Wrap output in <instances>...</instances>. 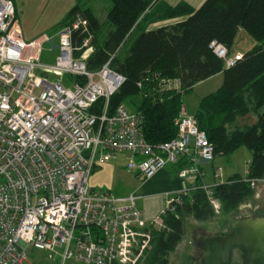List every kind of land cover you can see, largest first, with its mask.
Instances as JSON below:
<instances>
[{"label":"built area","instance_id":"built-area-1","mask_svg":"<svg viewBox=\"0 0 264 264\" xmlns=\"http://www.w3.org/2000/svg\"><path fill=\"white\" fill-rule=\"evenodd\" d=\"M86 23L77 14L60 28L58 54L48 62L44 44L54 37L26 41L14 2L0 0V264H34L26 263L29 245L59 264H139L152 229L166 228L163 216L191 191L204 189L216 212L220 208L215 185L203 182V164L214 160L216 148L197 118L183 107L177 135L149 143L143 113L125 103L110 107L127 80L111 67L115 54L90 70L91 38L74 45V31ZM210 46L227 67L243 56H229L217 41ZM164 83V89L182 91L177 79ZM100 99L103 105L93 111ZM122 153L141 180L184 159L178 174L190 185L169 193L165 207L147 219L137 194L117 195L90 184L97 166ZM218 170L216 178L222 175Z\"/></svg>","mask_w":264,"mask_h":264},{"label":"trees","instance_id":"trees-1","mask_svg":"<svg viewBox=\"0 0 264 264\" xmlns=\"http://www.w3.org/2000/svg\"><path fill=\"white\" fill-rule=\"evenodd\" d=\"M157 1L111 0L106 18L110 30L103 41L99 33L104 24L91 6L75 5L62 26L74 21L77 14L86 20L85 26L74 31L73 43L82 46L85 39L91 38L94 50L87 59L90 70L101 68L115 54L111 67L127 80L112 95L110 107L130 102V109L143 113L144 135L152 144L177 135L176 119L186 92L209 78L222 76L220 87L201 98L194 115L199 128L215 145V156H225L242 146L251 152L247 176L233 175L212 189L222 212L229 213L254 195L250 180L264 179V0H205L200 6L181 1L167 6L158 19H176L175 22L141 31L121 56V49L142 16ZM240 32H247L255 44L227 67L226 59L210 45L217 41L233 56ZM69 78L80 80L79 76ZM172 79L180 81L182 91L163 88L164 81ZM103 102L100 99L92 110H99ZM250 113L256 115V120L240 124V118ZM183 161L178 167L185 165ZM216 214L204 189L191 191L175 212L163 216L166 228L152 229L151 246L139 264H169L170 254L186 237V217L208 221Z\"/></svg>","mask_w":264,"mask_h":264},{"label":"rangeland","instance_id":"rangeland-1","mask_svg":"<svg viewBox=\"0 0 264 264\" xmlns=\"http://www.w3.org/2000/svg\"><path fill=\"white\" fill-rule=\"evenodd\" d=\"M181 1L189 2L194 6H200L205 0H158L157 4L142 16L139 26L129 38L126 45L121 49L120 55L124 56L127 53L129 47L141 31L156 29L160 26L175 22V20L167 18L158 19V16L163 11L162 9H165L167 6L176 5ZM13 2L26 41L35 40L36 38L44 36L55 37L62 26V21L78 2H81L80 4L84 7L91 6L95 10L101 23L104 24L99 33L100 41H103L107 37L110 30V24L107 22L106 18L108 11L112 6L111 0H13ZM244 34L245 37L244 35L241 36V34L238 35L233 45L234 51H240L235 54H245L251 50L254 45L251 36L247 34V32H244ZM57 50L58 39L55 37L51 42L44 44V51H46L43 54V56L45 55L44 58H46V56H49L50 58L57 56ZM221 80L222 76L211 82L198 86L195 89L189 90L183 95L184 105L187 106L188 114L194 115L191 113L197 111L200 97L206 92L216 90L218 86L221 85V83L217 84L219 81L221 82ZM126 104L129 108L131 107L130 102H127ZM180 110L182 112L183 107H181ZM255 119L256 115L250 113L243 118H240V124H245L247 122L250 123ZM250 160V150L247 147L242 146L230 154L218 156L216 161L223 164L225 173L227 174L224 178H227V176L233 174V172L247 176ZM126 163L127 161L123 158L106 163L99 172H94L91 175L90 182L95 186H99L100 184L94 182H97L101 178L102 183L106 184L105 187L111 188L115 194H126L129 190V186L133 183L134 178L133 173H131L132 171L126 168ZM222 178V175L221 177L216 178L218 181L215 182L214 185L227 180H223ZM250 182L252 187L255 188L254 195L242 202L235 210L229 213H224L222 212V207L220 205V208H217L218 212L216 217L211 220L200 221L192 216L186 217V237L176 250L170 254L169 264H197L199 249L194 245L195 234L211 231L226 232L231 228L237 218L264 216V179L258 181L250 180ZM253 182H255V184H253ZM185 183L188 186L189 182L187 181ZM105 187L103 186V188ZM25 250L27 253L26 263L59 264L57 260L50 257L44 250L34 248L31 245L27 246ZM66 264L83 263L69 260Z\"/></svg>","mask_w":264,"mask_h":264},{"label":"water","instance_id":"water-1","mask_svg":"<svg viewBox=\"0 0 264 264\" xmlns=\"http://www.w3.org/2000/svg\"><path fill=\"white\" fill-rule=\"evenodd\" d=\"M197 264H264V216L237 218L226 232L194 236Z\"/></svg>","mask_w":264,"mask_h":264},{"label":"crops","instance_id":"crops-1","mask_svg":"<svg viewBox=\"0 0 264 264\" xmlns=\"http://www.w3.org/2000/svg\"><path fill=\"white\" fill-rule=\"evenodd\" d=\"M157 2L153 6H155L157 4ZM80 3L81 2H78L77 4H80ZM77 4H75V5H77ZM151 9L152 8H150L148 11H150ZM15 10H16V7H15ZM162 10L164 11V9H162ZM16 16H17V10H16ZM171 20H176V19H171ZM240 34H241V36L244 35V37H245V34L243 32H240ZM36 39H40V38H36ZM254 44H255V42H254ZM46 51H51V50H46ZM46 51L43 50V54ZM232 52L236 53V52H240V51H234L233 50ZM57 54H58V50H57ZM44 57H45V55L43 56V59H45L48 62H51V61H53L55 59L56 56L52 57V58H50L49 56L48 57L46 56V58H44ZM220 76L221 75L218 74V75H216V76H214L212 78H209L208 80H206L204 82H201L198 85H196L195 88L198 87V86H201L203 84H206L207 82H211V81L215 80L216 78H219ZM220 83H222V80H221V82L219 81L217 84H220ZM219 87H220V85L218 86V88ZM213 91H215V90H213ZM213 91H211V92H213ZM211 92H206L205 94H203L200 97V100H201V98L203 96H205V95H207V94H209ZM200 100H199V102H200ZM198 105H199V103H198ZM183 107H184V110L188 113L187 106L184 105ZM191 114H194V113H191ZM217 157L218 156H215V158H214V160L212 162L203 164V168L206 171V175H205V178H204L203 182L208 183V184H214L215 182H217L218 180L215 178V173L219 172V170H218L219 168H222L221 172H222V176H223L222 179L223 180H225V179H227V178H229V177H231L233 175L238 174L237 172H233V174H230L229 176H227V178H224L225 175H227V174L225 173V169L223 167V164L221 162H217L216 161ZM119 158H123V159H125L127 161V155L123 154V153L122 154H118L115 158L111 159L110 161H112V160H114V161L116 160L117 161V160H119ZM110 161H108V162H110ZM108 162L102 163L99 166H97L94 169V171L92 172V174L94 172L96 173L97 171L99 172L104 167L103 165H105ZM126 168H127V163H126ZM178 168H179L178 165L167 166V167L159 170L153 177H151L149 179H146V180L139 179L138 176H137V173L135 171H132L131 173H133V175H134L133 183L131 184V186H129V188H128L129 190L124 195L130 194V193H135L138 196H140V199L138 201V205L142 209L145 217L147 219H151L157 213H159V211L162 208L165 207L166 200H167V195L169 193H175V192L187 187V185L185 183L187 181L184 180L183 178H181L179 176L178 172H176V169L178 170ZM90 178H91V176H90ZM94 183L100 184L99 186H95L94 184H92L90 182L91 186L94 187V188H98V187H102L103 188V186L105 187V185H106L105 183L104 184L102 183V179L101 178L97 182H94ZM189 185L190 184H188V186ZM104 189H109V190L112 191L111 188H106L105 187ZM117 195H120V194H117Z\"/></svg>","mask_w":264,"mask_h":264},{"label":"flooded vegetation","instance_id":"flooded-vegetation-1","mask_svg":"<svg viewBox=\"0 0 264 264\" xmlns=\"http://www.w3.org/2000/svg\"><path fill=\"white\" fill-rule=\"evenodd\" d=\"M196 235V234H195ZM198 248V247H197ZM199 249V248H198ZM199 256H200V249H199Z\"/></svg>","mask_w":264,"mask_h":264}]
</instances>
